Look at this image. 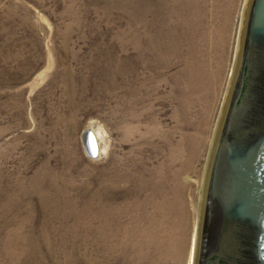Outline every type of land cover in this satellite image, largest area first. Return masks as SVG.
Returning <instances> with one entry per match:
<instances>
[{"label":"rangeland","instance_id":"obj_1","mask_svg":"<svg viewBox=\"0 0 264 264\" xmlns=\"http://www.w3.org/2000/svg\"><path fill=\"white\" fill-rule=\"evenodd\" d=\"M244 2L0 0V264H189Z\"/></svg>","mask_w":264,"mask_h":264},{"label":"water","instance_id":"obj_2","mask_svg":"<svg viewBox=\"0 0 264 264\" xmlns=\"http://www.w3.org/2000/svg\"><path fill=\"white\" fill-rule=\"evenodd\" d=\"M94 134L83 135L92 157ZM194 264H264V0H248L205 177Z\"/></svg>","mask_w":264,"mask_h":264},{"label":"bare ground","instance_id":"obj_3","mask_svg":"<svg viewBox=\"0 0 264 264\" xmlns=\"http://www.w3.org/2000/svg\"><path fill=\"white\" fill-rule=\"evenodd\" d=\"M247 5H248V0H245L244 5H243V10H242V15H241L239 39H238V44H237V49H236V63H235V67H234V69L232 71V74H231V77H230L231 82L229 80L230 87H229L228 93L230 91V88H231V85H232V81H233V77H234V73H235V69H236L237 58H238V53H239V48H240V43H241V38H242V32H243V27H244V22H245V16H246V11H247ZM228 93H227V96H226V93L224 95L225 98H224V101H223V106H222V109H221L219 122L217 124V128H216V133L215 134H217V131H218V128H219V125H220L222 114H223V111H224V108H225V104H226V101H227V98H228ZM96 136H97V138H96ZM95 139H96V143H97V147H98V142L100 141L98 132L95 135ZM97 139H98V141H97ZM213 145H214V142L211 145V151H210L211 153H212ZM211 153L209 154L210 156L208 157V160L206 162L205 171H204V181H203V184H202L203 186L200 189L201 201H200V203L197 204V206H198V222H197V226H196L197 229H196V231H194V237H193V242H192V247H191L192 249H191V253H190L189 264H194L195 263L196 246H197V239H198V232H199V225H200V218H201V211H202V203H203V195H204V183H205V177H206V174H207Z\"/></svg>","mask_w":264,"mask_h":264}]
</instances>
